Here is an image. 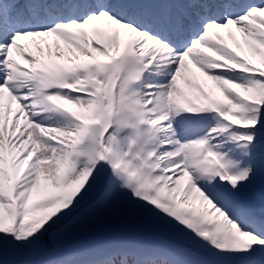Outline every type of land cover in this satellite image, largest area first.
<instances>
[{
  "label": "snow or ice",
  "instance_id": "snow-or-ice-1",
  "mask_svg": "<svg viewBox=\"0 0 264 264\" xmlns=\"http://www.w3.org/2000/svg\"><path fill=\"white\" fill-rule=\"evenodd\" d=\"M0 264H264V0H0Z\"/></svg>",
  "mask_w": 264,
  "mask_h": 264
}]
</instances>
